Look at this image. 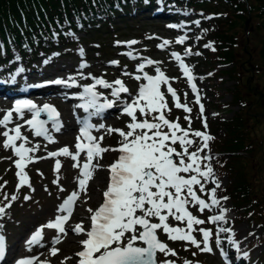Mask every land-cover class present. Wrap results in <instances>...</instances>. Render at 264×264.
Here are the masks:
<instances>
[{"label":"snow or ice","instance_id":"6c2138e0","mask_svg":"<svg viewBox=\"0 0 264 264\" xmlns=\"http://www.w3.org/2000/svg\"><path fill=\"white\" fill-rule=\"evenodd\" d=\"M145 2L147 3V0ZM208 19H211V17H208ZM195 23L199 26L200 22L196 21ZM184 40L185 37L182 36L175 42L182 44ZM121 43L131 48L137 41L116 42L117 45ZM169 43L168 40H163L157 47L163 50ZM205 47L211 48L212 46L207 44ZM212 50L215 51L214 48ZM191 54L190 49L184 53L185 56ZM195 54L200 55L199 52ZM79 55L83 57V49L79 50ZM124 55H127L130 59H136L131 52L124 53ZM171 56L187 78V83L195 96L194 103L199 106V117L205 131H193L191 129L192 108L186 103L180 102V97L171 86L169 78L159 67H155L154 76L144 72L146 66L160 63L151 59H146L138 64L136 72L142 73V75L122 73V75L130 76L138 82L145 81V83L140 84L134 96L130 94L128 87L121 79H116L110 83L103 78L92 77L91 79L94 82L83 86L79 99L83 100L84 103L76 105V108H81L85 112L92 110L90 116H101L106 110L118 106L120 107L119 115L127 116L129 122L125 125L127 129L125 131L120 128L106 127L103 123L93 125L89 122V119H78L77 123L80 127L79 134L76 137L75 153L65 146L58 151L48 152L45 157L37 158L34 154L39 150L40 145L25 146L28 140L21 133V128L25 124L29 126L35 137H42L48 143L55 142L50 134V129L46 125L51 124L52 132H60L63 124L60 121L59 112L51 105L45 104L38 107L30 100H17L14 102L13 107L0 118V128L5 129L0 132V135L5 138L2 146L5 150L11 149L13 155L17 157L14 161L17 169L15 175L18 179L17 192L24 186L31 187L25 168L30 163L36 162L37 159L63 156L74 161L72 167L79 169V175L76 178L77 190L63 199L57 208L58 214L55 219L38 227L26 241L29 250H31L30 246L40 244L44 229H55L57 234L52 240L53 246L50 248V253L53 256L58 253L59 249L55 245L61 243V235H67L65 224L72 215L76 201L81 193L87 195L88 181L93 179L94 173L103 167L98 163L103 158V154L113 151L119 152L120 155L111 165L107 166L109 182L103 192L104 201L95 211L91 208L86 210L91 213L89 217L91 221L90 228L85 229L82 223H77L72 228L75 235L83 234L87 237L80 241L82 250L75 254L79 257L78 264H157V253H161L165 257L176 256L175 250L169 248L165 242L159 239L158 232L160 231L166 235L168 241L185 242L203 253L213 252V248L210 246L213 233L204 228L194 227L203 225L206 221L197 218L190 209L195 207L198 212L203 213L205 210H211L220 204V199H217L216 196V190L220 188V183L214 178L212 166L205 163V161L212 159L206 150H209V142L214 137L207 132L205 109L201 103V97L197 94L196 85L193 83L192 69L185 65L178 53L172 52ZM44 63L47 64L48 61L46 60ZM109 63L118 66L119 62L110 61ZM84 67H87V65L82 63L80 68ZM21 71L23 69H18V72ZM82 78L85 77L82 75ZM12 79L14 81V76ZM48 83L66 87L76 86V82L72 77H69L67 82L56 79ZM43 86L34 85V87ZM97 86L110 89V95L113 99L104 98L102 93L96 91ZM162 86L166 87L167 95L171 96L174 107L182 109L186 113L184 120L189 125L187 129L181 127L178 122L179 117L175 121L167 118L165 113H170L171 108L168 107L165 92L161 91ZM121 94H129L130 101L121 100ZM101 99H103V102H99ZM26 112L31 115L30 119H24ZM13 113H15L16 119L23 120L24 124H16L15 127L9 129L7 126L13 122ZM42 113L47 116L46 120L40 118ZM137 113H139V116ZM101 129L105 131L106 135L118 134L120 137L119 147H102L101 143L104 140V135L97 138L92 134L93 131L98 132ZM165 129L167 130L165 131ZM197 139L199 140V147L196 151H189L193 144L197 142ZM17 141L22 142L17 145ZM176 145L179 146V150L175 147ZM82 153L84 154V162L81 164L80 157ZM201 153H204V155H201ZM94 160L97 163H93ZM60 169L61 161L56 159L54 172L57 175L56 179L53 180V184L58 186ZM209 182L215 186L206 189L205 185ZM3 187L4 185H0V190ZM45 191H48V189L45 188ZM59 191L63 192L64 189L60 187ZM202 195H205L207 200L201 198ZM4 199L9 200L7 193L4 194ZM16 199V195H11L10 202L0 206V217L3 216L6 208L11 207V202ZM24 199L28 200L30 197L26 195ZM222 199L227 200L228 197H222ZM170 218L185 226L171 225L169 223ZM224 219V215H215L210 216L207 222L216 223L224 221ZM153 220L156 222H153ZM195 231H199L202 237L201 240H197L193 235ZM227 231L230 230L218 229V232ZM215 245L217 248L221 245L218 235ZM40 246L43 247L42 244ZM3 253L4 237L0 236V256H3ZM195 254L193 253V255ZM222 255L226 256L223 252ZM34 259H21L17 264H33ZM67 259H71V257ZM61 264H64V262L62 261ZM161 264H174V261L165 259ZM185 264H191V262L186 260Z\"/></svg>","mask_w":264,"mask_h":264},{"label":"rangeland","instance_id":"374dc122","mask_svg":"<svg viewBox=\"0 0 264 264\" xmlns=\"http://www.w3.org/2000/svg\"><path fill=\"white\" fill-rule=\"evenodd\" d=\"M223 9V7H220L219 9L214 11L215 13H218L220 15L223 14ZM224 14L231 16V11L229 9H225ZM156 20V18H152L150 20L147 19V21L138 20V23H132L128 28L122 26V28L124 29L122 30V28H120V30L117 32V38L112 39L110 37L105 40L103 48H101V46H99L97 43H92L89 45L84 43V45L77 46L74 49H68L65 52L51 53L43 62L39 60L35 66H37L40 71L50 72V74H48V76L46 77V81L44 82V84L56 79H61L67 82L68 78L72 76L75 82L80 84V87L86 84L93 83L94 81L91 79L92 77L103 78L110 83L115 81L116 79H121L124 82L125 86L128 87L130 94L134 96L136 95L140 84L145 83V81L141 80L138 82L132 79L130 76L122 75V73L128 72L134 75H142V73L136 72L138 64L144 62L146 59L158 61L160 63L157 65H152L149 68L145 67L144 72H147V74L154 76L155 67H159L169 78L171 86L176 90L177 95L180 97V102L186 103L190 108H192L191 129L193 131H205L201 118L199 117V106L194 103L195 96L187 83V78L180 71L177 62L171 56L172 52H176L182 57L185 65L192 69V74L194 77L193 83L196 85L197 94L201 97V103L204 105L205 109V117L207 119L208 125L207 132L212 137H214V139H216L224 132V128L222 129V131H217V129L215 128V123L217 122V120L223 119V121H229L233 114L241 109L239 106L233 105L232 101L230 103L231 95L232 93H234L236 88V80L231 75V72H227L229 70H232L233 72H242V70L240 69V67H232V65H228V67L221 66L217 61H215V58L209 57L213 54L209 53V50L207 51L205 49V45L210 44V42L208 41V37L210 35L208 34L209 31L212 32L211 28H216L215 22H217L218 26L225 29L227 28L228 24L225 25V22H222L225 21L224 19L220 21L209 19L211 21L204 23L200 22L199 26H197V24L195 23L196 20L186 17L183 22L170 25L169 28H164L160 27V25H156L160 23H152ZM221 22L223 23L222 26ZM246 22L248 23L247 25ZM246 22L244 30L245 32L248 31L251 27L249 18L246 20ZM242 30L243 27H240L239 32L241 34H243ZM182 36L187 40H184V43L182 44H177L175 41ZM133 40L137 41V43L135 45H132L131 48H129L124 43H121L120 45L116 44L117 41L128 42ZM163 40H168L170 43L166 48L162 50L158 48L157 45L161 44ZM238 41L240 51H242L245 39L243 36H241ZM247 45L248 51L254 50V52H257L259 48L258 40L255 36L253 38V41H250ZM200 48L202 49L200 57L193 54V51L200 50ZM80 49H83V57L79 55ZM188 49L191 50L192 54L189 56H185L184 53ZM128 52H131L132 56L136 57V59H130L127 55H124V53ZM247 59L248 56L244 55L239 59V61L246 62L248 61ZM46 60L48 61L47 64L44 63ZM110 61H118V66L110 64ZM239 61H236V65H239ZM82 63L86 64L87 67L81 69L80 65ZM63 67H65V69L73 75H61V73L66 72L62 69ZM242 67H246L248 69L252 68L246 63L241 64V68ZM209 73H211V75H209ZM82 75L85 78H82ZM240 76H243L244 79L246 78L245 82H248V86L250 89L249 94H252V96H248L245 94V97L250 99L248 100V104L256 102L258 101V99L264 98V91L261 86L262 83L258 84L257 81L255 82L251 78L248 70L245 73H240ZM33 83H30L27 87L33 86ZM49 84H51V86L45 87V89H43L45 90L44 92L39 93L38 89L33 87L34 90L27 92L25 96H28V100L32 102H34V98H32V96H35L34 93L38 94L37 97L39 98H45L40 107L45 104L55 107L54 102H50V100H48L49 98L51 99L55 97L63 104H65V107L67 108H73L77 105V102L75 101H67L66 95H60L58 97L55 96V94H53L55 92H52V90H54L57 85L52 83ZM66 88V86H64V88L58 87V89H61L60 91H58V93L60 94L61 91ZM209 88H212L213 93L208 92ZM258 90L261 92V97L259 95L257 96ZM110 91V89H103L100 87L98 88V92L102 93L103 97L108 100L113 99L110 95ZM161 91L165 92L166 99L168 100V107L171 108L170 113H165L167 118L171 121H175L177 117H179L178 122L180 123L181 127L187 129L189 125L187 121L184 120V116L186 115V113H184L182 109H176L174 107L171 96L167 95L166 87L162 86ZM243 91L246 92V89H244ZM185 94H187V96H185ZM130 98L131 97L129 96V94H121V100L123 101H130ZM100 102H103V99H101ZM0 103L5 104V109L2 110L0 115V118H2L5 112L13 107L14 103H8L2 98H0ZM56 110L60 113L58 108H56ZM114 110V112L116 113L118 110H120V107L115 106ZM257 111L261 112V109H257ZM71 113L72 115L74 114L73 109ZM105 114L101 116H95L90 119L94 120L92 121L94 125H99L101 123L104 124L107 120V115ZM119 114V118L117 116L114 121H109V124H106V127L120 128L127 131L125 125L127 122H129V118L127 116H121ZM137 115L139 116V113H137ZM29 117L30 114L25 113L24 119H29ZM217 117L219 118L216 119ZM248 120L250 121V118ZM259 120L260 121L258 125L251 124V128L252 130H255L256 135L262 137V142L264 143V112H261L259 114ZM75 121H77V119H75ZM71 122H73V120L69 121L70 124H72ZM10 124L15 127L16 124H24V121L17 120L14 113L13 122ZM49 129L55 141L54 143H48V141L41 138H32V131L26 124L23 128H21L22 135L27 137L28 140V143H26L25 145L26 147L42 144L40 145L39 150L34 154L37 158L45 157L47 156L48 152L58 151L65 146H67L71 152H76V141L69 140L68 143L64 141V139L68 135V132L73 131L69 129V125H67L66 127V129H69L68 132L63 131L62 129L60 132L54 133L51 131V125ZM4 130V128H1L0 132H3ZM166 130L167 129H165V131ZM92 134L97 138H99L101 135H104V140L101 143L102 147H119L118 141L120 140V137L116 133L106 135L105 131L101 129L98 132L93 131ZM4 139L5 138L0 135V185H4L3 189L0 190V206L8 204L10 202L11 195L17 196V199L14 202H11V207L6 208L3 216L0 217V226H2L0 227V231L4 237L6 245H16L15 248L13 247L14 252L11 255H7L6 260L3 263L7 264V260L9 258H12L16 254H18L19 247L17 245L21 244V238L24 236V234H26L29 230L34 229L37 224L43 225L50 220L55 219V216L58 214L57 208L62 203L63 199L73 191L77 190L78 184L76 178L78 177V175L75 172H72L70 169L69 165L72 166L74 163V161H72L70 158L61 156L57 158L37 159L36 162L30 163L25 168V172L29 177L31 187L29 188L28 186H24L20 189L19 192H17L16 185L18 183V179L15 175L17 169L15 168L14 164V161L17 159V157L13 155L11 149L5 150L3 148L2 145ZM214 139L209 142V150H206L207 154L211 156L212 159L210 161H205V163H209L212 166L214 178L219 181L220 188H222L227 184V177L225 176V174H221V171L218 169V166L222 164V159H220L219 156H213L211 153L212 149L215 150ZM21 142L22 141H17V145H19ZM175 147H177V149L179 150L178 145H176ZM197 147H199L198 139L197 142L193 144V146L189 149V151H196ZM43 149L46 150L45 154L43 156H38L40 151ZM261 150L262 151L259 153V159L262 158V166L264 167V146ZM119 155V152H106L103 154V158L98 161V163L103 167L96 171L94 173L93 179L88 182L87 195L84 194L82 198L79 197L80 199H82V201L77 200L75 203L76 208L77 203L80 204V212L82 215H85L87 213V216L90 217L91 213H89L88 211H84V209L91 208L93 211H95L98 206L103 203V192L106 190L109 182V172L107 170V166L111 165ZM201 155H204V153H201ZM56 159H59L61 161V169L59 172V186L57 184H53V180L56 179L57 175L54 172ZM80 162L81 164L84 162L83 153L80 157ZM93 163H97V161L94 160ZM214 186L215 185L211 182L205 185L206 189H210ZM60 187L64 189L63 192L59 191ZM45 188H47L48 191H45ZM217 191L218 189L216 190V196ZM5 193L9 195V200L4 199ZM26 195L29 196L30 199L25 200L24 196ZM201 198L207 200V197L205 195H202ZM233 207L234 206L229 201L222 200L219 208L214 207L211 210H205L203 213L198 212L195 207L190 209L193 215H195L199 219H203L206 221L205 224L194 227L204 228L213 233L212 239L210 240V246L213 248L212 253L200 252L197 248L182 241H168L166 235L163 234L162 231L158 232L159 239L165 242L169 248L175 250L177 255L165 257L163 254L157 253V264H161V262L165 259L176 261L178 262L177 264H185L186 260L190 261L191 264H233L235 261V259L232 257L233 252L227 249L229 243L228 241L231 239L230 233L218 232V229L231 226L232 232L236 235V243L239 244L238 246L240 248L246 247L250 242L254 243L264 234V227L255 224L256 222H252L251 220L246 219V217L240 216L241 218H239L238 216H236V212ZM74 210L75 209H73V211ZM225 214H227V216H225ZM215 215H224V221L208 223V218ZM36 219L39 220V223H35ZM22 221L27 222L23 224ZM153 222L156 221L153 220ZM13 223H20L22 225L21 229H24L23 232L25 233H23L22 235L19 233L17 234V229L11 226ZM169 223L173 226H185L184 224H179L171 218L169 219ZM83 227L85 229L90 228L86 227L85 224H83ZM70 231V234L69 231L67 233L69 234L68 236H73L76 238L77 235H75L72 230ZM227 233L229 238L227 237ZM193 235L197 238V240L202 239L199 231H195ZM217 235L221 241V245L219 248H217L215 245ZM86 238L87 237L85 235L83 237H78V243L76 242L75 244H71L68 250L63 249L61 251V257H50L47 260H44L43 264H45V262L46 264H61L62 261L64 262V264H78L79 257L75 254L82 249L80 241ZM51 239H53V237ZM16 242L18 244H16ZM222 252L227 253L226 255L228 256L222 255ZM193 253L196 254L193 255ZM251 255H253V257L262 256L261 258L264 259V242L256 245L255 248H253ZM68 257H71V259H67Z\"/></svg>","mask_w":264,"mask_h":264},{"label":"trees","instance_id":"16d2710c","mask_svg":"<svg viewBox=\"0 0 264 264\" xmlns=\"http://www.w3.org/2000/svg\"><path fill=\"white\" fill-rule=\"evenodd\" d=\"M220 7L224 9L219 15L215 11ZM225 9L231 11V16L224 14ZM186 17L202 23L211 21L208 17L224 19L222 22L228 24L226 29L215 22L216 28L208 33L212 47L205 49L213 54L209 57L221 66L240 67L244 73L248 70L255 82L262 83L264 91V0H147V3L145 0H0V93L11 91L27 81V77L34 76L37 62H43L51 53L65 52L84 43H97L103 48L105 40L117 38L122 26L128 28L138 20L156 18L153 24L169 28ZM248 18L251 27L245 32ZM241 36L245 39L242 51L238 45ZM254 36L258 40L257 52L248 51L247 44ZM197 52L201 55L202 49L193 54ZM244 55L248 61H239ZM244 63L252 68H241ZM229 72L236 80L232 104L241 109L229 121L216 118L215 128L217 131L224 128V132L214 139V151L222 159L218 169L227 177V184L218 189L217 198L221 204L222 197H228L236 216L264 227V167L262 158L259 159L264 143L251 128V124L258 125L259 114L264 112V98L248 104L250 99L245 96L252 94L246 78L240 76V71ZM260 93L258 90L257 96L261 97ZM225 229L230 230L227 249L233 252V264H264L262 256L251 255L253 248L264 242V234L240 248L231 226Z\"/></svg>","mask_w":264,"mask_h":264},{"label":"bare ground","instance_id":"6f19581e","mask_svg":"<svg viewBox=\"0 0 264 264\" xmlns=\"http://www.w3.org/2000/svg\"><path fill=\"white\" fill-rule=\"evenodd\" d=\"M62 69L66 72L61 73V75H63V76H67V75L72 76L73 75L70 72H68L65 69V67H63ZM32 72L33 71H31V73H30L31 75H33ZM35 72H36V74L34 76H32V79H35L36 77H47L49 74V72L40 71L39 69ZM208 92L213 93L212 88H209ZM37 96H38L37 94H35V96H32V98H34L33 103H35L38 107H40V105L42 104V102L44 101L45 98H39ZM48 100H50V102H54L55 108H58L60 111V113H59L60 117L59 118H60V121L64 124L63 128H62L63 131L68 132L69 129L73 130L71 132H68V135L64 139V141L67 143L69 142V140L76 141V137L79 134V124L77 123V121H75V119L81 120L83 117L89 116V113H86L84 110H81V109H78L75 107L67 108V107H65V104H63L61 101H59L56 97L51 98V99L49 98ZM232 100H233V95H231L230 103ZM4 105L5 104L0 103V115H1L2 110L5 109ZM226 105H228V104H226ZM72 109L74 110L75 115L74 114L72 115V113H71ZM114 111H115L114 107L112 109H108L105 111L106 112L105 115H107L106 123H104L105 126H106V124H109V121L110 122L114 121L115 118L120 113V110H118L116 113ZM13 115H14V113H13ZM63 119H65V120H63ZM70 120H73V122H71L72 124L69 123ZM67 125H69V129H66ZM7 127L10 129L13 126L11 124H8ZM0 130H1V128H0ZM39 145H42V144H39ZM45 152H46L45 149L41 150L40 153L38 154V156H43L45 154ZM69 166H70V169L72 172H75L77 175H79V169L78 168H73L71 165H69ZM88 182H90V180ZM83 195H84V193H81L80 198H82ZM80 198L78 200L82 201V199H80ZM80 210H81L80 204L77 203V208L74 210V212H73L72 216L70 217L69 221L67 222V224H65V228L67 230V233H68V231H69V234L71 233L70 230H72V227L75 226L76 223H82V224H85L86 227H90L91 221H90L89 216H87L88 214L86 213L85 215H82ZM86 210L87 209H84V211H86ZM26 222L27 221H22L23 224ZM29 223H31V222H29ZM35 223H39V220L36 219ZM11 226H13L17 229V232H16L17 234L19 233L22 235L23 233H25V232H23L24 229L23 230L21 229L22 225L20 223H13ZM36 226L40 227L39 224H37ZM31 231H33V229L29 230L21 238V244L17 245L19 247L18 254H16L14 256V258L8 264H12L14 261L18 262L21 259H33V258H35L33 260V264H43V261L47 260L50 257H54V256L61 257V251L63 249L68 250V248L70 247L71 244H75L76 242L78 243V241H79L78 237L84 236L82 234V235H79L75 238L73 236H68L69 234H67L66 236L61 235V243L55 245V247L57 249H59V251L56 255L53 256L50 253V248L53 246L52 245L53 239H51V238L52 237L54 238L57 234L55 229H44L43 239L40 241V244L30 246L31 250H29V246L26 244V241L28 240L29 235L31 234ZM0 236H3L1 234V231H0ZM16 244H18V243L16 242ZM41 244L43 245V247L40 246ZM13 247L15 248L16 245L15 246L6 245V243L4 241V251H6L7 255H11L14 252ZM72 261H74V260H72Z\"/></svg>","mask_w":264,"mask_h":264},{"label":"water","instance_id":"95a60500","mask_svg":"<svg viewBox=\"0 0 264 264\" xmlns=\"http://www.w3.org/2000/svg\"><path fill=\"white\" fill-rule=\"evenodd\" d=\"M247 24H248V23L246 22V25H247ZM43 115H44V114L42 113V114H41V117H42V118H43Z\"/></svg>","mask_w":264,"mask_h":264}]
</instances>
